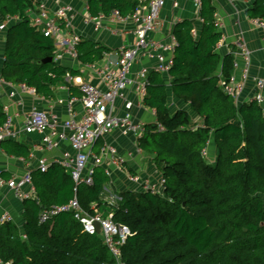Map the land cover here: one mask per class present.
Returning <instances> with one entry per match:
<instances>
[{
	"label": "trees",
	"instance_id": "obj_1",
	"mask_svg": "<svg viewBox=\"0 0 264 264\" xmlns=\"http://www.w3.org/2000/svg\"><path fill=\"white\" fill-rule=\"evenodd\" d=\"M240 1L247 16L264 21V0ZM144 3L86 1L91 15L116 11L127 16ZM29 8H34L33 0H0V15L16 16L5 33L0 73L5 80L24 83L50 98L55 95L53 86L63 83L66 73L79 71L53 58L42 61L53 56V39L31 24ZM215 9L211 0H201L197 34L192 33L191 19L174 23L177 45L168 83L162 73L151 70L147 75L143 104L154 109L155 120L145 124L137 142L163 175V194L137 188L115 190L120 199L111 204L102 196L109 177L100 165L94 166L90 184L75 183L59 163L43 171L35 168L30 172L34 197L22 201V232L12 221L0 223L2 260L12 264H264V112L255 99L224 90L222 82H229L234 55L216 50L222 31ZM76 51L79 62L93 63L110 49L81 36ZM168 86L187 107L169 109ZM6 117L0 101V125ZM0 148L13 155L28 153L24 144L12 139L0 140ZM0 175L7 177L4 172ZM73 196L86 211L93 212L94 203L103 215L129 227L119 259L98 233L82 228L72 210L38 221L42 208L63 205Z\"/></svg>",
	"mask_w": 264,
	"mask_h": 264
},
{
	"label": "built area",
	"instance_id": "obj_2",
	"mask_svg": "<svg viewBox=\"0 0 264 264\" xmlns=\"http://www.w3.org/2000/svg\"><path fill=\"white\" fill-rule=\"evenodd\" d=\"M229 1L233 2L236 0ZM165 2L166 0H148L127 16H120L116 11H112L109 15L102 13L91 15L88 13L85 20L96 24L109 16H112L113 20L119 23H131L132 26L127 28V31L133 35V42L129 45L121 46L115 51L113 58L107 52L103 55V62L84 63L93 71L98 78V82L82 81L78 76L66 73L65 80L73 85L75 84L80 95L79 97L72 96L67 100V118L61 123H58L54 114H50L42 108L33 107L26 111L22 131L26 133H45L50 130L58 138L67 139L73 153L71 155L65 153L58 163L69 169L75 183H92L94 166L100 161L104 163V171L107 175H110L111 171L122 170L128 157L122 156L114 145H104L101 149V157L95 156L91 148L98 139L114 130H118L123 135H132L135 139V153L139 154L142 152L137 138L144 131L147 121L134 118L128 111L134 106L140 107L144 105L143 98L148 84V73L151 70L167 73L172 64V55L177 45V40L172 30L165 39L152 37V33L157 31L161 25L160 12ZM193 2L199 10L201 0H193ZM174 5L176 4L174 3ZM73 13L74 9L69 4L62 3L54 8H49L46 0H38L34 2V8L28 9L31 24L39 29L43 35L53 39L52 58L56 61L64 53L77 59L76 44L80 36L77 33L69 34L64 32L70 26ZM15 19L16 16L0 15V31L13 23ZM254 22L264 29L263 20L254 19ZM192 33L195 34L196 31L192 29ZM233 44L236 47L234 53L239 54L243 60L240 76L239 79L231 76L229 82H222V84L227 93L238 97L247 79L250 78L251 50L242 36L236 37ZM142 57L154 58L156 63L150 68L148 65L139 63ZM4 58L3 52L0 53V68ZM134 63H139V66L133 70ZM233 66H239L238 60L234 59ZM4 84H9V82L0 73V86ZM17 86L21 90L35 93L33 87L24 83H18ZM127 93H130L132 97H128ZM250 98L261 104L264 112V77L254 78V86ZM118 99L121 101L119 108L125 109V112L118 111L116 106ZM59 101L62 102L63 99L60 98ZM75 101L81 104L82 113L80 116H75L72 110ZM6 108L4 106L5 111ZM58 125H61L62 130H56ZM157 127L162 129L160 124H157ZM18 135L19 131L12 127L11 116L7 114L4 123L0 125V140L9 137L18 138ZM43 143L48 149L57 145V142L47 134H44ZM202 154L204 156L207 155L206 147L202 149ZM51 162L52 160L41 156L37 159L36 167L43 171ZM127 178L129 182L135 184L136 187L134 188L157 194H163L164 192L165 179L155 166L144 175L140 172L128 173ZM26 184H32L29 172L18 177L9 178L0 175V186H8L18 197L29 196V192L24 190ZM102 196L106 202L111 204H115L120 199L116 191L107 190L106 186L103 188ZM91 206L94 211H86L79 204L77 197L73 196L63 205H51L42 208L38 214V221L44 222L60 211L72 210L74 217L80 221L82 228L89 233H98L109 251L119 259L120 246L130 234L129 227L124 223L114 221L109 215H103L96 210L94 203ZM11 220L12 217L9 214L1 216V221ZM95 222L99 224L98 232L95 229ZM0 264L12 263L9 260L5 261L0 258ZM118 264H121V262H118Z\"/></svg>",
	"mask_w": 264,
	"mask_h": 264
},
{
	"label": "crops",
	"instance_id": "obj_3",
	"mask_svg": "<svg viewBox=\"0 0 264 264\" xmlns=\"http://www.w3.org/2000/svg\"><path fill=\"white\" fill-rule=\"evenodd\" d=\"M33 1L37 2L38 0ZM86 1L87 0H46V4L49 8H54L62 3L71 5L74 9V13L69 28L65 29L64 32L69 34L77 33L80 37L84 36L101 42L110 49L108 55L113 58L115 51L121 46L129 45L133 42V35L127 31V28L132 25L129 22H116L113 20L112 16H109L97 24L86 21L85 18L88 15ZM143 1L146 3L148 0ZM211 1L216 8L214 15L217 26L222 31V38L218 41L216 50L220 54L231 51L233 52L234 59L238 60L239 66H233L231 76L239 79L240 69L243 62L241 56L234 53L235 50L231 48V45H234L233 41L236 37L242 36L246 45L251 50L252 62L250 66V78L247 79L243 86V90L240 93L241 98L248 99L252 95L254 78L264 77V29L259 27L254 22L253 18H250L245 14L242 1ZM174 3L176 5H174ZM184 18L193 21V29L196 31L195 34H197L200 29L201 19L193 0H166L160 12L161 25L157 31L152 33V37L155 39H165L172 30L174 23ZM6 30L7 27L0 31V53L3 52ZM103 58L104 57L97 60V62H103ZM56 62L78 70L79 73L73 76H78L82 81H90L93 83L98 82V78L94 75L93 71L86 66V64L72 58L67 53H64V55H62V57ZM139 63L148 65L151 68V66L156 63V60L151 57H142ZM139 63H134L132 69L134 70L138 67ZM162 75L168 83L170 78L168 74L162 73ZM8 82L9 84L0 86V101L7 107L6 113L11 116L12 127L19 131V135L18 138L9 137L4 139H12L21 142L27 147L28 153L25 156L13 155L0 148V172L6 173L7 177L5 178L18 177L26 172L30 173L33 169L37 168L36 162L41 156H45L48 160H52L51 163H58L65 153L71 155L73 150L67 139L58 138L55 134L51 133L50 130H47L45 133H26L22 131V125L26 111L33 107L42 108L50 114H54L58 123H61L67 118V100L72 96L79 97L80 95L78 87L65 80L63 83L53 86L55 93L53 97L45 98L36 93L19 89L17 86L18 83ZM167 88L168 97L171 100L183 104L177 107H187L181 100H178L172 95L169 86ZM127 95L128 97H132L130 93H127ZM60 98L63 99L62 102L59 101ZM120 105L121 101L118 99L116 103L118 111L125 112V109L121 107L119 108ZM72 110L74 111L75 116H80L82 113L81 104L78 101H75ZM128 112H130L136 119L145 120L147 122H153L155 120L153 109L144 105L140 107L134 106ZM194 120H196L197 123L200 122L198 117L194 118ZM56 130H62L61 125H58ZM44 134H47L51 139H54L57 142V145L50 149L46 148L43 143ZM106 144L114 145L122 156L128 157L126 158L121 171H111L112 173L108 175L109 179L106 182L107 190H111L112 188L115 190H122L129 188L128 185L131 186V184L135 187V184L129 182L127 174L142 171L146 173L151 171L154 167L150 158L146 161L145 152L143 150L139 154L135 153V139L132 135H123L118 130H114L104 135L93 144L91 147L93 154L97 157H101V149ZM211 151L213 152L212 147ZM97 165H100L102 168L105 166L101 161ZM64 170L69 171L66 167H64ZM24 190L29 192V196L34 197V187L32 184H26ZM22 201L23 198L18 197L11 188L6 185L0 186V223L3 222L1 221V216L9 214L12 217L11 221L16 224L20 233L23 230L24 224Z\"/></svg>",
	"mask_w": 264,
	"mask_h": 264
},
{
	"label": "rangeland",
	"instance_id": "obj_4",
	"mask_svg": "<svg viewBox=\"0 0 264 264\" xmlns=\"http://www.w3.org/2000/svg\"><path fill=\"white\" fill-rule=\"evenodd\" d=\"M168 82H169V80H168ZM169 98V97H168ZM168 102H169V107H170V109L172 110V109H175L177 106H180V105H183V104H181V103H178L177 101H175V100H171L170 98L168 99ZM211 157H213V152H211ZM149 156H148V154L147 153H145V159H146V161L147 160H149ZM151 160V159H150ZM140 173H142V175H144L145 173H143V171L142 172H140ZM133 185L131 184V186H129L128 185V187L130 188V187H132ZM134 187V186H133ZM132 187V188H133ZM136 187V186H135ZM111 191H115V189H111ZM263 197V201H264V196H262Z\"/></svg>",
	"mask_w": 264,
	"mask_h": 264
},
{
	"label": "water",
	"instance_id": "obj_5",
	"mask_svg": "<svg viewBox=\"0 0 264 264\" xmlns=\"http://www.w3.org/2000/svg\"><path fill=\"white\" fill-rule=\"evenodd\" d=\"M50 60H52V56H48L42 59V61H50ZM95 229L97 232L99 231V224L97 222H95Z\"/></svg>",
	"mask_w": 264,
	"mask_h": 264
}]
</instances>
